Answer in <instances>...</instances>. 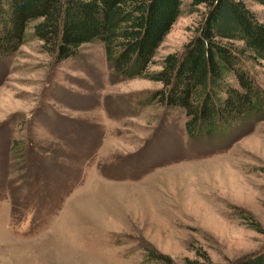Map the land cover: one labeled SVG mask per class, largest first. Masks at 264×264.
Returning a JSON list of instances; mask_svg holds the SVG:
<instances>
[{
    "label": "rangeland",
    "instance_id": "rangeland-1",
    "mask_svg": "<svg viewBox=\"0 0 264 264\" xmlns=\"http://www.w3.org/2000/svg\"><path fill=\"white\" fill-rule=\"evenodd\" d=\"M243 1L264 24V4ZM205 11L184 0L149 73ZM42 44L0 60V264H231L264 250V119L191 139L182 110L148 100L161 82L118 78L101 43L62 62Z\"/></svg>",
    "mask_w": 264,
    "mask_h": 264
},
{
    "label": "trees",
    "instance_id": "trees-1",
    "mask_svg": "<svg viewBox=\"0 0 264 264\" xmlns=\"http://www.w3.org/2000/svg\"><path fill=\"white\" fill-rule=\"evenodd\" d=\"M183 2L0 0V60L29 36L43 41L57 62L75 56L82 44L99 42L118 78L161 82L148 100L182 110L191 139L222 138L235 125L263 120L264 82L257 75L264 76V24L243 0H190L206 8L197 34L181 53L167 54L159 71H147ZM153 260L173 264L167 255ZM231 264H264V250Z\"/></svg>",
    "mask_w": 264,
    "mask_h": 264
}]
</instances>
